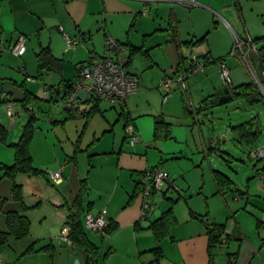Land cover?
Masks as SVG:
<instances>
[{
	"label": "crops",
	"instance_id": "1",
	"mask_svg": "<svg viewBox=\"0 0 264 264\" xmlns=\"http://www.w3.org/2000/svg\"><path fill=\"white\" fill-rule=\"evenodd\" d=\"M197 1L199 6L186 7L165 0H0V124L8 130L7 142L13 145L30 117L23 100L27 99L30 107L36 104V115L39 111L49 113L44 121L38 122L42 118L37 116L30 143L34 165L47 169L49 179L26 173L27 177L17 179L21 185L30 184L31 190L41 188L42 194L53 197L65 219L64 231H68V236L62 234L57 239L65 245L54 242L55 237L43 240L36 234L35 225L42 218L25 212L33 224L30 234L0 244V264H74L76 259L85 264L84 254L69 240L66 224L76 200L80 201L84 229L98 247L97 264H218L215 249L227 248L234 239L239 241L238 246L223 252L219 264H264L263 231H259V239H253L236 224L230 232L226 224L216 217L212 219L210 197L226 198L227 193L218 191L213 174L218 169L213 168L210 156L216 145L206 141L199 119L200 114L206 116L213 108L231 102L208 110L200 108L206 97L221 100L231 94L232 88L223 83L216 60L224 59L235 68L242 61L235 55L241 61L237 58L232 63L229 57L235 38L264 35H250L241 0ZM19 34L26 36L27 49L16 56L11 47ZM65 35L75 39L76 44L68 47ZM106 35L128 48L127 71L136 75L139 88L124 105L89 99L79 105V115L73 116L59 100L56 88L64 89L76 78L79 64L105 54ZM45 53L51 59L42 65L40 55ZM254 55L260 61V52ZM195 60L205 64L203 70L188 78L192 107L183 94L174 92L178 89L176 83L167 99H162L166 91L160 82L190 68ZM232 83L236 87L245 82L234 83L232 79ZM4 97L15 103L13 116L7 114ZM54 104L60 107H52ZM258 119L263 131L255 144H247L251 158L252 150L264 144V125L260 116ZM158 122L164 132L169 130L168 136H156ZM129 124L140 136L134 144L127 134ZM162 165L180 181L182 190L170 196L166 188L152 194L151 209L142 218L144 199L138 181L146 169ZM254 167L256 176L264 168L259 163ZM49 169L63 173L57 190L46 187V182H54ZM192 169L203 179L197 192L180 178L182 175L186 179V172ZM206 184H210L209 191ZM248 191L236 194L233 188L228 190L235 199ZM261 203L264 207V201ZM104 209L109 232L89 230L85 215H98ZM170 209L166 223L152 227ZM259 221L257 218V229L264 227V220L261 225ZM208 222L224 224V233L229 236L226 243L212 251ZM3 230L6 226L0 225ZM30 246L33 252H27ZM45 246L49 248L43 249Z\"/></svg>",
	"mask_w": 264,
	"mask_h": 264
},
{
	"label": "rangeland",
	"instance_id": "2",
	"mask_svg": "<svg viewBox=\"0 0 264 264\" xmlns=\"http://www.w3.org/2000/svg\"><path fill=\"white\" fill-rule=\"evenodd\" d=\"M240 4L242 6L241 12L243 13L244 19L250 28V35H264V0H241ZM252 54V65L254 71L258 75L262 76L264 71L263 67L260 64L259 59L254 55L255 53ZM229 57H232L230 58L231 61L238 58H235L236 56L233 54V52ZM232 63H234V61H232ZM240 63L235 68L229 66L231 78L234 80V83H236L237 80L239 83L253 79L247 66L242 61ZM216 79L217 78L214 77V80ZM174 92H177L180 95L183 94L186 101L192 107L188 93L182 92L179 88L175 89ZM162 99H164V97ZM45 104L48 105L46 102ZM52 107L58 108L60 106H56V104H54ZM48 114L49 113L43 111L37 112V116L39 115L42 118L39 119L38 122L46 120L48 118ZM259 116L262 119L264 125V103L260 102L256 105H253L243 98H236L226 105L213 108V111L208 113L206 116L204 114H200L199 116V119L203 122L202 126L206 141H209L210 139H215L216 141L217 136H219L221 141L215 146V149L210 152L211 164L213 168L226 173L232 179V188L236 194L240 190L245 192L249 189L248 194L243 195L241 199H235L231 192H227L226 198H223L222 196L219 198L216 196H211L210 206L212 210L211 214L213 216L212 219L216 217L218 222L226 224L227 229L230 232H232L233 226L236 224L239 230L240 227H242V230H244L246 236H251L253 239H259V231H263L264 233V227L260 229L256 228L257 218L261 220L264 219V207L261 203L264 201V180L260 175L264 173V169L259 172L260 174H258V176L255 175L256 172L254 169V165L256 163H259V166L263 167L264 160L257 161L256 159L249 156L251 151L250 146H248L245 142L240 141L230 125H237L245 120L252 119L254 117L258 118ZM195 129H197V127ZM2 157L5 160L2 159ZM7 160H9L10 164H13L15 160V148L12 144H10V142L0 143V162L9 164L6 163L8 162ZM160 167L164 170H167L163 165ZM47 172L48 174H51L53 170L49 169ZM169 174L173 180V185L169 189L168 196L172 194L171 192L177 194V192L182 190L180 181L176 180L171 172H169ZM21 177L25 178L27 176L24 173H18L13 179L9 176H6L3 171H0L1 227L6 226V211L13 208L24 211V208L27 207L25 212L35 215V218H42L41 223L38 221L35 222L36 229H38L36 234H39L38 236H40L41 239L44 237L43 240H50V238L55 237L53 238L54 242H61L63 245H65L63 240H57L62 237L65 219L60 213V210L56 206L51 195L48 193L45 194V192L42 194L43 189L41 188H36L37 190H31L29 188L30 184H22V199L19 200L14 197V182L21 184V181L17 179H20ZM180 178L185 180L186 184H190L191 190L193 192H197L198 189L203 185V179L195 172L194 169L188 170L186 172V179L182 175ZM254 180L257 181L251 186L250 183ZM55 183V181L52 182V184L46 182V187L54 190L59 189L58 184ZM209 187L210 184L205 185V189L207 191H209ZM165 188L167 189L168 185H166ZM196 196V199H199L200 196ZM247 197H250L249 201L247 200ZM31 225L32 228V222ZM235 232H237V230ZM238 243L239 241L234 239L231 241V245L227 248H216V262L219 264L223 256V252L234 249L238 246ZM226 263L227 261L224 262V264Z\"/></svg>",
	"mask_w": 264,
	"mask_h": 264
},
{
	"label": "built area",
	"instance_id": "3",
	"mask_svg": "<svg viewBox=\"0 0 264 264\" xmlns=\"http://www.w3.org/2000/svg\"><path fill=\"white\" fill-rule=\"evenodd\" d=\"M169 2L179 3L186 7H196L200 4L196 0H165ZM66 44L72 47L76 44L75 39L65 35ZM26 36L19 34L11 47L14 55L21 56L26 52ZM2 38L0 37V43ZM106 52L101 57H94L89 61L78 65L76 78L68 83L64 89L56 88L59 92V100L63 102L66 109L74 116L79 115V105L89 99L95 101H110L116 104L124 105L130 95L134 94L139 88V81L136 75L127 71L128 64V48L120 43L111 35H106L105 39ZM251 53L259 56L258 44L249 36L247 39L235 38L233 54L238 56L247 66L252 78L258 83L260 88L264 90L262 78L254 71ZM204 62L195 60L193 65L182 70L175 76L164 78L160 82V86L165 89L166 100L168 95L174 89V83L182 92L188 93V78L204 69ZM220 77L224 84L233 88L230 67L224 60L218 62ZM34 79V78H33ZM35 80V79H34ZM58 98V97H57ZM15 103L13 101L6 102V111L9 116H13ZM129 140L132 144L139 141L140 136L135 132L134 126L129 124L126 128ZM254 158L264 160V144L255 148L251 152ZM264 180V173L260 174ZM50 178L59 183L63 179L61 170L51 172ZM141 188L140 194L144 199V209L142 218L147 216V212L151 209L149 202L150 197L154 193H162L166 185L168 190L173 185V180L167 170L160 166L150 167L143 172L139 179ZM107 211L104 209L98 215L86 214L84 217L85 226L95 232L104 233L108 226L106 218ZM264 220V219H263ZM63 235L68 236V231H64ZM225 241V237L222 238ZM144 264H159L157 261L146 262ZM226 264H235L228 261Z\"/></svg>",
	"mask_w": 264,
	"mask_h": 264
},
{
	"label": "trees",
	"instance_id": "4",
	"mask_svg": "<svg viewBox=\"0 0 264 264\" xmlns=\"http://www.w3.org/2000/svg\"><path fill=\"white\" fill-rule=\"evenodd\" d=\"M252 38V37H251ZM257 44H259V52H260V64L264 68V36L252 38ZM50 56L45 54L40 55L41 64H45L49 61ZM224 59H217L216 62H220ZM264 82V80H262ZM69 83V81H68ZM66 83L65 86L68 84ZM264 86V83H263ZM60 87V86H59ZM58 87V88H59ZM235 98H244L247 102L256 105L260 102L264 103V93L258 83L252 79L237 85L236 87L233 85L231 89V94L226 99L215 100L212 96L206 97L201 102V110L211 109L219 104L226 103L234 100ZM3 101H8L7 97L2 99ZM23 107L30 113L29 120L27 124L24 126L23 133L18 140V142L14 143L13 146L15 148V160L11 165H7L0 162V171H3L6 176L11 178H15L18 173H26L30 176H39L42 175L45 178L47 177V173L45 170L36 167L33 163V158L30 153V143L34 136L35 124L37 120L36 115V104L33 103V106L30 107L29 103L26 100L22 102ZM188 106H186V110H188ZM72 114V113H71ZM73 115V114H72ZM74 116V115H73ZM169 127V124H167ZM162 125L158 122L156 126V136L157 137H165L168 136L169 130L166 129L165 132L161 128ZM232 130L236 133L240 141L245 142L246 144L253 145L256 140L260 137L263 129L260 123V120L257 117L246 120L238 125L232 127ZM8 139V130L2 124H0V143H6ZM257 161L260 159L255 158ZM264 169V168H263ZM215 182L218 186V191L221 194H225L228 190H232L233 181L224 173L219 170L213 171ZM138 186L140 188V184L138 182ZM141 189V188H140ZM14 197L21 200L22 199V186L21 184L14 182L13 187ZM27 207L24 208V211L19 212L15 210H9L6 212V230L0 231V244L7 243L11 238L14 239H22L30 234L31 229V220L25 214ZM171 209L163 214V216L155 221L152 224V227L158 228L161 226L160 224H164L167 218L171 215ZM166 223V222H165ZM262 220L259 221V225H261ZM67 226L69 227V240L71 244L77 246L79 250L85 256V264H97V245L88 237L84 226L81 222V211H80V201L76 200L70 209V213L67 217L66 221ZM109 224L105 229V232H109ZM207 230L209 234V249L212 251L213 248L217 246H221V244L226 243L229 239L228 235H225V225L224 224H216L208 222ZM159 234V233H158ZM223 236L225 237V241L222 240ZM49 246L43 247V249H48ZM33 246H30L27 249V252H33ZM157 252V250H155Z\"/></svg>",
	"mask_w": 264,
	"mask_h": 264
},
{
	"label": "water",
	"instance_id": "5",
	"mask_svg": "<svg viewBox=\"0 0 264 264\" xmlns=\"http://www.w3.org/2000/svg\"><path fill=\"white\" fill-rule=\"evenodd\" d=\"M220 142L219 136H217L216 141L213 142L212 139L209 140V145H217ZM74 264H80L79 259H76Z\"/></svg>",
	"mask_w": 264,
	"mask_h": 264
}]
</instances>
